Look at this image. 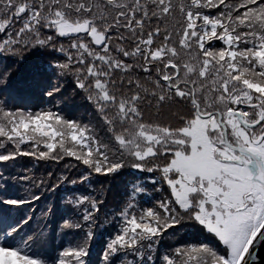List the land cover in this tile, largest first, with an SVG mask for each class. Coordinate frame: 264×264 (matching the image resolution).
Masks as SVG:
<instances>
[{"label":"snow or ice","instance_id":"snow-or-ice-1","mask_svg":"<svg viewBox=\"0 0 264 264\" xmlns=\"http://www.w3.org/2000/svg\"><path fill=\"white\" fill-rule=\"evenodd\" d=\"M0 264H264V0H0Z\"/></svg>","mask_w":264,"mask_h":264},{"label":"trees","instance_id":"trees-1","mask_svg":"<svg viewBox=\"0 0 264 264\" xmlns=\"http://www.w3.org/2000/svg\"><path fill=\"white\" fill-rule=\"evenodd\" d=\"M42 59V58H41ZM40 63V60L34 59L33 61H30L26 63L22 68H21V74H27L31 71L34 70L36 64ZM66 88H67V94L70 97V101L67 105V110L71 111L74 115H83L84 119L87 120L88 116L87 113L91 110L90 105L88 104V101L84 99L82 96H71L72 88L73 85L71 83V77L67 78L66 82ZM25 166L31 167L33 165V162L31 158H24ZM63 168V162L60 165L59 169H55V165L52 162L45 163V162H38L35 165V171L37 175L46 174L48 170H57L59 171L60 169ZM128 179L127 175H123L120 177H117L115 180H104L103 183L106 186H110L112 188V193H117L122 190L124 182ZM99 187V185H97ZM111 197V194H110ZM43 202L37 205V207L41 206ZM168 241L166 240L165 243Z\"/></svg>","mask_w":264,"mask_h":264}]
</instances>
